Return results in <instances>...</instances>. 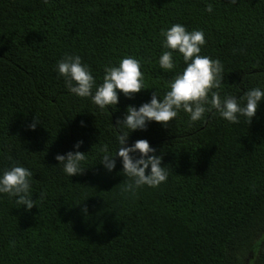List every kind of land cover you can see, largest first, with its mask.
<instances>
[{
	"label": "trees",
	"instance_id": "1",
	"mask_svg": "<svg viewBox=\"0 0 264 264\" xmlns=\"http://www.w3.org/2000/svg\"><path fill=\"white\" fill-rule=\"evenodd\" d=\"M177 23L204 31L200 54L223 64L222 94L264 88V0H0V168H29L37 200L25 211L0 196V264H264V103L250 124L181 110L167 128L132 133L162 156L159 187L123 193L119 160L111 174L99 164L126 107L167 91L175 72L158 65L160 32ZM65 54L98 84L109 63L142 59L148 90L102 113L66 90L55 71ZM81 140L85 172L69 178L55 156Z\"/></svg>",
	"mask_w": 264,
	"mask_h": 264
},
{
	"label": "clouds",
	"instance_id": "2",
	"mask_svg": "<svg viewBox=\"0 0 264 264\" xmlns=\"http://www.w3.org/2000/svg\"><path fill=\"white\" fill-rule=\"evenodd\" d=\"M231 2L235 4L236 0ZM205 11L212 13V4H207ZM160 36L163 51L158 65L164 72H175L173 79L167 83V91L162 98L158 91H153L150 100L139 107L128 105L123 118L112 125L117 130V148L114 152L109 151L107 146L101 149L103 155L99 164L106 173L111 174L119 160L121 171L117 174L122 173L128 178L122 192L132 195L145 186L159 187L169 177L167 166H162V156L157 155V150L150 146L148 140L139 139L129 143L132 133L146 132L153 122L167 128L181 110L188 115L190 122H203L212 113L230 124L240 123L241 118L250 124L261 103H264L262 87L251 88L240 97L222 94L224 66L220 60L200 54L206 43L202 29L188 31L184 25L177 23L161 30ZM175 52L183 57L185 67L181 71H176ZM144 62L133 56H125L118 65L109 63L103 69L100 84L79 55L65 54L57 61L55 71L63 78L65 88L71 95L81 99L90 98L102 113L107 112L111 116L109 109L117 111L121 94L131 100L136 94L148 90L141 71ZM40 123L35 117L28 127L34 131ZM82 147L83 141H77L72 150L55 156L57 167L69 178L85 172L83 164L87 154L80 151ZM33 179V172L18 163L0 168V196L6 195L14 199L17 208L30 211L37 201L33 200ZM82 211L86 213L87 208Z\"/></svg>",
	"mask_w": 264,
	"mask_h": 264
}]
</instances>
